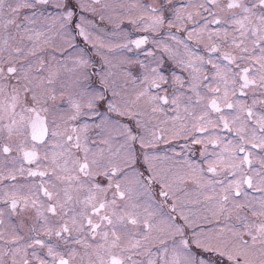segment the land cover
<instances>
[{"label":"snow or ice","instance_id":"6c2138e0","mask_svg":"<svg viewBox=\"0 0 264 264\" xmlns=\"http://www.w3.org/2000/svg\"><path fill=\"white\" fill-rule=\"evenodd\" d=\"M0 264H264V0H0Z\"/></svg>","mask_w":264,"mask_h":264}]
</instances>
